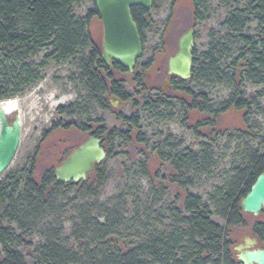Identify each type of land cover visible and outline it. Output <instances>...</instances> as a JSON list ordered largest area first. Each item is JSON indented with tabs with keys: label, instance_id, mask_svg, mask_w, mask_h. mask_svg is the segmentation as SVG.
<instances>
[{
	"label": "rangeland",
	"instance_id": "1",
	"mask_svg": "<svg viewBox=\"0 0 264 264\" xmlns=\"http://www.w3.org/2000/svg\"><path fill=\"white\" fill-rule=\"evenodd\" d=\"M246 3L204 0L197 17L192 0H152L144 14L142 53L135 71L110 69L130 95L128 100L116 101L108 93L90 92L79 65L81 56L62 64L47 61L42 78L8 100L16 101L21 109L20 140L12 162L0 176L26 171L33 165L32 178L39 182L93 132L101 133L108 153L87 175L85 184L49 186L42 221L27 229L23 243L17 246L28 264H35L45 223L53 232L61 230L60 243L80 257L102 244L125 252L145 246L151 237H165L178 225L184 228L180 220L188 194L199 196L210 206L211 219L224 226L217 201L246 155L260 148L264 140V86L250 83L242 75L244 56L251 54L240 37L250 36L257 50L264 52V25L250 20L238 32L223 24L231 12ZM90 8L91 0H77L72 12L82 17ZM190 26L199 62L209 47L214 48L217 78H189L179 83L180 78L167 74V60ZM88 31L102 52L103 27L98 15L91 19ZM41 55L30 60L39 64ZM236 87L244 98L254 101L249 110L229 108L213 114L201 109L220 108ZM75 101L79 104L77 113L59 111ZM124 118H136L138 125ZM116 132H126L128 139L110 137ZM188 152L200 158L196 164L184 158ZM244 221L245 225L231 227L226 234L234 258L232 247L252 236L253 225L264 221V215L244 213ZM99 226L112 230L104 240L93 235ZM256 247H264V241H258Z\"/></svg>",
	"mask_w": 264,
	"mask_h": 264
},
{
	"label": "trees",
	"instance_id": "2",
	"mask_svg": "<svg viewBox=\"0 0 264 264\" xmlns=\"http://www.w3.org/2000/svg\"><path fill=\"white\" fill-rule=\"evenodd\" d=\"M91 1L92 8L84 16L77 17L72 12V6L77 0H0V101L22 95L35 85L42 78L47 61L62 64L75 56H81L79 65L90 92L108 93L120 101L130 98L110 72L111 68L122 72L127 69L114 61L111 66L106 65L101 59L100 50L91 40L88 27L91 19L98 15L95 0ZM192 1L198 17V9L203 6L204 0ZM130 11L142 44V31L146 27L144 14L148 9L133 6ZM250 20L264 25V0H247L245 7L236 8L223 24L228 30L241 32ZM240 37L250 47L251 54L244 56L242 75L246 81L264 86V52L257 50V44L251 41L250 36L240 34ZM213 49L209 47L204 52L201 62L192 50L190 79L218 77ZM39 54H42L41 61L39 64L33 63L30 57ZM179 83H183V80L179 79ZM253 102L244 98L236 87L220 108L213 110L209 106H202L201 109L213 114L229 108L249 110ZM99 103L105 108L103 102ZM78 108V101H75L65 109L59 108V111L74 114ZM124 120L133 126L138 125L136 118ZM90 135L100 137L101 133L93 132ZM111 135L112 138L119 136L128 139L126 132ZM184 158L193 164L200 159L194 152H188ZM32 171L33 165L26 171H12L0 176V264H28L17 246L23 243V233L42 221L50 198L49 186L59 188L73 183L56 181L52 170L46 171L41 180L36 182L32 178ZM263 172L264 140L260 148L246 155L217 201L216 208L224 220V226L211 219L210 206L203 203L199 196L188 194L183 201L182 212L185 215L180 220L184 228L178 225L165 237H151L145 246L125 252L102 244L100 249L87 250L80 257L77 252L60 243L61 230L53 232L50 225L45 223L43 240L36 248L35 264H152L151 261L158 264H241L233 257L231 242L226 234L231 227L245 225L240 201L256 177ZM80 182L85 184V181ZM261 213L264 215V211ZM4 222L9 225H4ZM102 227H97L93 233L95 239L104 240L112 233L109 228ZM252 234L258 241H264V221L253 225Z\"/></svg>",
	"mask_w": 264,
	"mask_h": 264
},
{
	"label": "water",
	"instance_id": "3",
	"mask_svg": "<svg viewBox=\"0 0 264 264\" xmlns=\"http://www.w3.org/2000/svg\"><path fill=\"white\" fill-rule=\"evenodd\" d=\"M94 4L103 27L101 59L105 64L112 60L131 71L142 53V44L130 8L149 9L152 0H95ZM193 47L194 28L190 26L180 35L177 51L167 60V74L182 80L190 78ZM7 101H0V175L12 162L20 140L19 116L5 113L3 103ZM106 157L102 138L89 135L54 167V178L59 182L85 181L94 165ZM240 205L243 213L258 215L264 211V172L256 177ZM257 243V237L245 236L232 247L236 251V260L241 264H264V247H256Z\"/></svg>",
	"mask_w": 264,
	"mask_h": 264
},
{
	"label": "bare ground",
	"instance_id": "4",
	"mask_svg": "<svg viewBox=\"0 0 264 264\" xmlns=\"http://www.w3.org/2000/svg\"><path fill=\"white\" fill-rule=\"evenodd\" d=\"M10 100V99H8ZM3 110L6 114L10 115L12 113H16L19 116V120H21V109L19 104L16 101H7L3 103Z\"/></svg>",
	"mask_w": 264,
	"mask_h": 264
},
{
	"label": "flooded vegetation",
	"instance_id": "5",
	"mask_svg": "<svg viewBox=\"0 0 264 264\" xmlns=\"http://www.w3.org/2000/svg\"><path fill=\"white\" fill-rule=\"evenodd\" d=\"M112 63H113V61L111 60V61L109 62V64H106V65L111 66ZM136 65H137V61H136V63L134 64L133 69H132L131 71H128V70H127V71L124 72V73H133V72L135 71ZM114 70H115V69H114ZM116 71H119V70H116ZM120 72H122V71H120ZM139 75H140L139 72H135V73H134V76H135V77H139ZM166 83H169V78H167ZM168 86H170V84H168ZM94 166H95V165H94ZM261 212H262V211H261ZM261 212H260V213H261Z\"/></svg>",
	"mask_w": 264,
	"mask_h": 264
}]
</instances>
